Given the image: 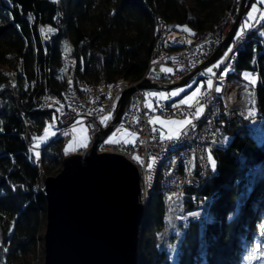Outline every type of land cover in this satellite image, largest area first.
<instances>
[{"label":"trees","instance_id":"obj_1","mask_svg":"<svg viewBox=\"0 0 264 264\" xmlns=\"http://www.w3.org/2000/svg\"><path fill=\"white\" fill-rule=\"evenodd\" d=\"M232 2L0 0V64L17 70L14 82L0 70V264H43L47 202L37 184L60 170L64 152L59 135L41 148L39 165L29 151L33 135L53 118L37 108L39 96L59 97L76 79L98 86L119 77L137 80L149 63L158 21L197 34L217 24ZM246 36L228 78L241 70L257 72L255 105L264 128V39L253 29ZM235 111L238 120L226 127L231 140L214 152L216 171L185 189L181 209L175 205L176 211L202 207L208 214L180 222L172 262L157 244L170 199L154 192L140 223L138 264H236L250 229L264 244V138Z\"/></svg>","mask_w":264,"mask_h":264},{"label":"built area","instance_id":"obj_2","mask_svg":"<svg viewBox=\"0 0 264 264\" xmlns=\"http://www.w3.org/2000/svg\"><path fill=\"white\" fill-rule=\"evenodd\" d=\"M241 1L239 0L237 4L233 2L231 8L225 11L217 24L197 34H186L171 29L163 20L158 21L154 29L155 42L149 63L137 80L119 77L98 86L85 79H76L64 87L59 97L48 94L39 96L37 108L49 111L57 117L56 122L62 138L67 136L74 120L81 118L86 122L90 142L87 147L74 151L85 154L95 136L101 135L102 128L106 127L100 123L101 117L111 113V119L107 125L115 117L119 108V100H116V97L119 96L120 99L127 89L135 88L123 105L119 120V123L137 134L135 146L123 142L105 144V137H103L97 152L122 155L136 166L139 174V201L144 208L143 214L154 192L159 191L171 197L169 215H173L176 220L180 222L197 220L198 218L190 215L192 212H200V217L205 216L202 207L193 211H176L175 205L176 203L181 205L187 187L198 186L202 178L212 172L208 155L211 154L214 157V152L226 136L227 124L238 120L235 108L239 89L228 78V74L222 80L220 74L223 66L228 63H231L233 68L232 58L235 51L247 41L248 30H244L240 37H234L233 52L225 59L222 67L213 69L215 73V76H212L213 88L203 89L191 108L186 105L174 108L171 106L173 99L161 100L157 106V97L146 98L144 94L161 89L138 88L137 84L143 80L151 84H173L182 81L184 76L190 74L212 54L213 48L227 35L235 22ZM62 58L72 62L71 58L65 55ZM162 69H171V71H162ZM31 83L33 85L35 81L32 80ZM221 84L222 90L217 93L215 88ZM150 99L153 105L152 111L145 106ZM113 103L116 104L115 110L112 107ZM200 105H203L204 112L199 119H194L195 127L185 128L183 131L186 135L180 136L179 139L162 140L159 126L149 123V117L155 115L184 120L186 117H192ZM57 109H61L64 114L60 115ZM101 109L103 111H100ZM153 128L156 129L155 132ZM29 148L31 149V145ZM136 156L140 158L139 161L134 159ZM39 161L40 159L36 160L38 165ZM152 161L154 166L148 169L147 164ZM37 186L41 191L45 190L42 181ZM198 203L201 205L203 201L199 199Z\"/></svg>","mask_w":264,"mask_h":264},{"label":"water","instance_id":"obj_3","mask_svg":"<svg viewBox=\"0 0 264 264\" xmlns=\"http://www.w3.org/2000/svg\"><path fill=\"white\" fill-rule=\"evenodd\" d=\"M252 0H243L227 35L212 54L180 82L138 88L169 90L184 84L220 57L231 43L242 15ZM134 87L119 99L111 122L95 136L85 154L65 155L60 170L45 178L46 223L43 264H138L139 229L143 205L139 201V174L122 155L97 152L103 137L119 123L122 108Z\"/></svg>","mask_w":264,"mask_h":264},{"label":"rangeland","instance_id":"obj_4","mask_svg":"<svg viewBox=\"0 0 264 264\" xmlns=\"http://www.w3.org/2000/svg\"><path fill=\"white\" fill-rule=\"evenodd\" d=\"M242 1L240 4V7L242 5ZM253 5L256 6L257 11L252 13V19L249 20L248 19V13L251 11ZM239 11H240V9H239ZM262 15H264V0H254L253 2H251L248 10L242 16L236 32L240 31L242 34L244 30L253 29V30H256L258 35L264 39V36L261 35V33L264 32V19H261ZM245 23L248 24L247 28L244 27ZM235 37L237 38L236 35H235ZM229 46L233 47V42L230 43L227 46V48L223 50L222 54L220 55V57L218 59H216L214 62H212L208 66H206L203 69H201L200 71H198L191 78H189L186 83L175 86L169 90H163L162 89L160 91H155V92L156 93H161V92L170 93L173 90H176V89H179V88L185 87L186 85L191 84L192 86L190 88H187V90L185 92H182V93H180L179 96H176L173 98V100H174L173 103H176L179 100L190 95L199 85H201L202 82H206L209 78L212 79V76L201 75V73L206 72V69L208 67L217 63V61H219L223 57L224 53L227 51ZM228 64H226L225 66H223V64H221L220 67L223 66V70H224V68L227 67ZM0 70H2L9 77L10 81L14 82L17 70H13V69L9 68L7 65H3V64H0ZM246 72L250 73L252 78L257 80V84L259 82V75L254 74L251 70H241L238 73L233 74L231 76L232 83L234 85H236L239 89L238 102L236 104L237 112L242 118H244L246 120L247 125L251 129H253L257 133V135H259L263 139L264 138V128L262 126H260L261 125V119L258 116V111H257L256 105H255V88H256L257 84L252 85L249 80H246L244 78V73H246ZM228 73H233L232 67ZM193 81H195V83H193ZM206 88H207V84L204 83L203 87L201 88V92L203 91V89H206ZM200 94H198V97ZM197 98H196V100H197ZM196 100L193 101V104L196 102ZM149 103L152 104L151 99L149 100ZM250 113H252V114L249 115ZM152 117H159L162 120H179L175 117H163L161 115H155ZM245 117H248V118L246 119ZM150 118L151 117H149V119ZM52 120H53V118L51 120H47L46 123L43 125L41 131L39 133H36L33 135L32 140H31V149H34V145L37 143H39V145H40L38 149H34L32 151L33 156H34V152L36 150H38L40 152L41 148L44 147L47 143H49V141H51L54 137H56L58 135L60 136L59 127H58L57 122H55L54 127H51ZM77 121H80V123H77ZM73 125H75V127H73ZM121 125H123V127H121ZM157 125L159 126L161 131H164L165 136H167L169 134V127L166 126L162 129L159 124H157ZM46 127L49 128V133H50L49 138L47 139L46 142H39L38 138L44 136V129ZM187 127H185V128H187ZM184 129H182V131ZM172 130L173 131L175 130L174 126L172 127ZM128 132H133V131L131 129L125 127L124 124L119 123L104 138V141L109 136H112L113 133H115V138L121 140V142H123V140H125V139L130 140L131 137L126 135V133H128ZM251 132H253V131L251 130ZM51 133H55V134L52 135ZM85 137H87L88 144H89L90 136L88 133V125L81 118H77L76 120H74L72 122L70 129L68 130L67 136L63 138L64 156L74 152L70 149L68 154H65V148L66 147H68L70 144L73 147H76L78 144H80L85 139ZM34 138H37V139L34 140ZM231 138H232V134L227 133L223 139V145H226L231 140ZM88 144H87V146H88ZM82 148H77V150H80ZM213 160H214L215 165H216V160L214 157H213ZM41 181H42V184H44V186H45V177ZM43 192L45 193V190ZM176 207H178V209L179 208L181 209V205L176 206ZM181 225H182V223H180V221L176 220L175 217H173V215H168L165 219L164 228L157 235L158 247L160 249H164V250L170 252V258H171L172 262H174L176 259L175 255L177 252L178 242L180 240V239H177V241L174 242L173 236H181V234H182ZM251 231L252 230L250 229V232L248 233L244 242L242 243L241 250H240V260L236 264H264V244L257 243L255 241V239H253V236H251ZM247 239L249 241L248 243H246ZM42 249H43V243L40 245V250H42ZM39 253H40V251L37 253L36 256H39Z\"/></svg>","mask_w":264,"mask_h":264},{"label":"snow or ice","instance_id":"obj_5","mask_svg":"<svg viewBox=\"0 0 264 264\" xmlns=\"http://www.w3.org/2000/svg\"><path fill=\"white\" fill-rule=\"evenodd\" d=\"M257 11V8L255 5H253L251 11L248 13V19H252V13L256 12ZM261 19H264V15L261 16ZM245 28L248 27V24L245 23L244 25ZM49 31H52V29H49ZM183 31L184 32H188L189 29L187 27H184L183 28ZM262 36H264V32L261 33ZM236 36L237 37H240L241 36V32L240 31H237L236 32ZM233 52V48L231 46H229V48L227 49V51L224 53L223 57L217 61V63H215L214 65L208 67L206 69V72L204 73H201V75H210V76H215V73L213 72V69L216 68V69H219L220 68V65L224 63V60L228 58L229 56V53ZM234 58V57H233ZM82 63V62H81ZM155 63V62H154ZM81 70H83L81 68ZM231 70V63H229L227 65V67L224 68V70L221 72L220 74V79L222 80L224 77L227 76L228 72ZM162 71H171V69H162ZM244 78L246 80H249L250 83L252 85H256L257 84V80L252 78L251 74L250 73H244ZM193 83H195V81H193ZM206 83L207 84V88L209 90H211L213 88V80L211 78H209L206 82H202L201 85H199L190 95L186 96L185 98L179 100L178 102L176 103H173L171 106L174 107V108H178L180 105H187L189 108H191L193 106V101L196 100V98L198 97V94L201 93V88L203 87V84ZM69 84H71V80L69 81ZM192 85L189 84V85H186L185 87H182V88H179V89H176V90H173L172 92L170 93H156V92H148V93H145V97H158V101H157V106H159V101L161 100H172L174 97L176 96H179L180 93L182 92H185L187 90V88H190ZM222 87L223 85L221 84L220 86L216 87L215 88V91L217 93H220L221 90H222ZM116 100H119V96L116 97ZM149 111H152L153 110V105L151 103H148L145 105ZM113 110H115V107H116V104L113 103ZM100 111H103L102 109ZM57 112L60 113V115H63L64 113L61 111V109H57ZM204 112V107L203 105H200L199 107L196 108L194 114L192 117H186L184 120H162L160 119L159 117H151L149 119V123L152 124V125H156V124H159L161 126V128L163 129L164 127H169V134L167 136H165V133L164 131H160V138L163 140V139H168V140H173V139H179L180 136L182 135H186V132L182 131V129H184L185 127L187 126H191V127H195V124H194V119H199L200 116L203 114ZM252 113H250L249 115H251ZM246 119L248 117H245ZM56 119L57 117L54 115L53 116V120H52V125L51 127H54L55 125V122H56ZM111 119V113H109L108 115L106 116H102L101 117V120H100V123L101 124H104L105 126H107V122ZM77 123H80V121H77ZM174 126L175 130L173 131L172 130V127ZM73 127H75V125H73ZM121 127H123V125H121ZM2 130V129H0ZM154 132L156 131L155 128L152 129ZM52 135H54L55 133H51ZM49 128L46 127L44 129V136L38 138L39 139V142H46L47 139L49 138ZM127 136L131 137V139H125L123 140V143L124 144H133V146H135V143H136V139H137V134L135 132H128L126 133ZM37 139V138H34V140ZM223 142V141H222ZM105 144H120L121 143V140L119 139H116L115 138V133H113L112 136H109L105 141H104ZM142 143V142H141ZM87 144H88V139L87 137H85V139L80 143L78 144L76 147H73L71 144L65 148V154H68L69 150L71 149L72 151H76L77 148H82V147H87ZM39 143L35 144L34 145V149H38L39 148ZM34 149H29L30 152H32ZM34 156H35V159L38 161L40 159V152L38 150H36L34 152ZM134 159H136L137 161L140 160V158L138 156L134 157ZM208 161H209V164L211 165V168L213 170V172L216 171V165H215V162L213 160V157L211 154L208 155ZM154 166V161L152 162H149L147 164V168L148 169H152ZM150 179V177L148 178ZM251 189H249L250 191ZM169 199H171V197H169ZM191 216L195 217V218H200V212H192L190 213ZM228 219L231 220L232 217L231 216H228ZM262 237H264V224H262L260 226V233H259Z\"/></svg>","mask_w":264,"mask_h":264},{"label":"bare ground","instance_id":"obj_6","mask_svg":"<svg viewBox=\"0 0 264 264\" xmlns=\"http://www.w3.org/2000/svg\"><path fill=\"white\" fill-rule=\"evenodd\" d=\"M238 1H239V0H233V2H235V4H237ZM233 2H232V4H233ZM230 8H231V7H230ZM230 8H229V9H230ZM229 9H228V10H229ZM239 9H241V7H240ZM224 14H225V12H224ZM224 14H223V15H224ZM223 15H222V16H223ZM237 15H238V14H237ZM237 15H236V16H237ZM221 18H222V17H221ZM221 18H220V19H221ZM235 18H236V17H235ZM219 21H220V20H219ZM219 21H218V22H219ZM218 22H217V23H218ZM235 34H236V33H235ZM234 36H235V35H234ZM233 38H234V37H233ZM232 40H233V39H232ZM154 42H155V41H154ZM231 42H232V41H231ZM219 45H220V43L218 44V46H219ZM152 49H153V48H152ZM151 52H152V51H151ZM150 55H151V54H150ZM130 96H131V94H130ZM207 214H208V213L205 212V216H206ZM187 221H197V220H187ZM248 239H249V238H248ZM248 239H247L246 243L249 242Z\"/></svg>","mask_w":264,"mask_h":264}]
</instances>
